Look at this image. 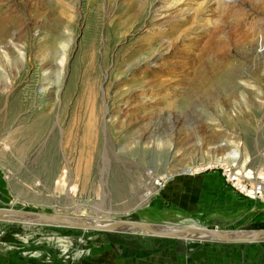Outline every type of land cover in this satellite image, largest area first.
<instances>
[{
  "label": "rangeland",
  "instance_id": "rangeland-1",
  "mask_svg": "<svg viewBox=\"0 0 264 264\" xmlns=\"http://www.w3.org/2000/svg\"><path fill=\"white\" fill-rule=\"evenodd\" d=\"M219 161L264 176V0H0V209L262 223L241 194L214 215L176 204L180 182L223 187ZM182 242L5 219L0 264H153Z\"/></svg>",
  "mask_w": 264,
  "mask_h": 264
},
{
  "label": "crops",
  "instance_id": "crops-1",
  "mask_svg": "<svg viewBox=\"0 0 264 264\" xmlns=\"http://www.w3.org/2000/svg\"><path fill=\"white\" fill-rule=\"evenodd\" d=\"M213 176H218L225 185L223 187H219L217 185L211 186V184H214L213 178H206V182L209 185L203 187L204 193H207L208 197H199L197 193L192 191V187L194 185L191 179L186 183L180 182L179 184L184 185L185 189L184 195L181 198L180 195L176 199V204L178 203L179 208H183L186 211L197 210L198 207L199 210L205 208L209 211L207 213L212 215H214V213L220 214L234 209V194L239 197L240 194L235 192L226 183L220 172H214ZM209 179L213 180V182ZM217 187H219V190ZM220 190L224 195L226 194V199L224 196L221 197V195L217 193ZM197 199H206V201H203V204L201 203L200 207L197 203ZM210 244V246L205 247L200 246V243L184 241V243L182 242L176 249H164L161 251L157 254V256H161L162 259L155 261L153 264H264L263 244L230 245L220 243L217 244L216 242ZM147 264L152 263L147 262Z\"/></svg>",
  "mask_w": 264,
  "mask_h": 264
},
{
  "label": "water",
  "instance_id": "water-1",
  "mask_svg": "<svg viewBox=\"0 0 264 264\" xmlns=\"http://www.w3.org/2000/svg\"><path fill=\"white\" fill-rule=\"evenodd\" d=\"M24 218H32L35 222H43L48 225L98 233H111L122 229L126 231L135 230L154 238L184 240L185 242L195 237L200 240L199 242H218L220 244L230 245L259 244L264 241V222L236 231L207 229L202 227H187L168 230L162 226H154L142 222L109 221L98 225L82 218L64 217L59 215L50 216L38 213L0 209V221L5 219L22 220Z\"/></svg>",
  "mask_w": 264,
  "mask_h": 264
},
{
  "label": "built area",
  "instance_id": "built-area-1",
  "mask_svg": "<svg viewBox=\"0 0 264 264\" xmlns=\"http://www.w3.org/2000/svg\"><path fill=\"white\" fill-rule=\"evenodd\" d=\"M218 171L226 183L237 193L252 199L264 201V176L251 170H242L223 161L209 166L205 171Z\"/></svg>",
  "mask_w": 264,
  "mask_h": 264
},
{
  "label": "bare ground",
  "instance_id": "bare-ground-1",
  "mask_svg": "<svg viewBox=\"0 0 264 264\" xmlns=\"http://www.w3.org/2000/svg\"><path fill=\"white\" fill-rule=\"evenodd\" d=\"M201 85H202V84H199V86H201ZM93 124L95 125L96 123L93 122ZM87 126H88V125H87ZM90 128H91V126L88 127V129H90ZM196 172H198V171H196ZM186 175H191V174H190V172H187ZM116 179H118V178H116ZM116 181H118V180H116ZM116 181H115V182H116ZM115 182H114V183H115ZM118 182H119V181H118ZM118 182H117V183H118ZM115 188H116V187H115ZM120 193H121V192H120ZM119 195H120V194H119ZM22 221H24V222H33V221H35V220L32 219V218H24V219H22ZM93 223L98 224V225L100 224V223H97V222H93ZM192 227H193V226H192ZM168 230H172V228H168ZM173 230H174V229H173ZM127 231H131V232H132V231H135V230H127ZM189 241H194V240L190 239V240H187L186 242H189ZM195 241H196V240H195ZM201 243H202V242H201Z\"/></svg>",
  "mask_w": 264,
  "mask_h": 264
}]
</instances>
